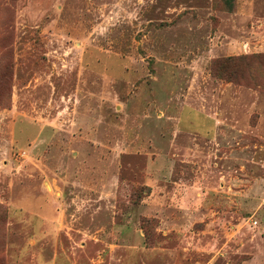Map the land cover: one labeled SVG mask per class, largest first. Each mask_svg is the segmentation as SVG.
<instances>
[{
	"label": "rangeland",
	"instance_id": "obj_1",
	"mask_svg": "<svg viewBox=\"0 0 264 264\" xmlns=\"http://www.w3.org/2000/svg\"><path fill=\"white\" fill-rule=\"evenodd\" d=\"M0 264H264V0H0Z\"/></svg>",
	"mask_w": 264,
	"mask_h": 264
}]
</instances>
